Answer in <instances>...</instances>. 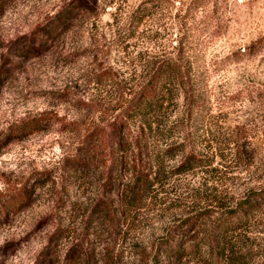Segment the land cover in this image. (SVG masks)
Masks as SVG:
<instances>
[{
  "label": "rangeland",
  "instance_id": "rangeland-1",
  "mask_svg": "<svg viewBox=\"0 0 264 264\" xmlns=\"http://www.w3.org/2000/svg\"><path fill=\"white\" fill-rule=\"evenodd\" d=\"M68 1L11 0L0 15V58L13 39ZM86 1L87 11L47 52L21 59L0 86V129L43 113L60 117L0 149V191L36 184L29 205L0 215V264L38 261L58 223L57 217L41 219L56 206L62 162L76 153L84 134L121 111L129 89L143 82L156 60L175 55L179 41L204 130L186 144L204 162L213 161L211 172L172 173L182 154L162 156L153 197L126 215L118 196L129 172L146 161L134 143L135 122L130 149L124 142L119 152L123 185L111 188L115 217H90L109 163L107 141H97V153L63 194L64 230L44 264H155L157 254L159 264H264V201L234 225L221 224L224 210L239 207L264 185V0H199L203 4L195 9H188L192 0H153L158 5L137 28L130 14L149 0ZM185 111L178 93L163 119L177 122L178 131ZM154 141L162 145L160 137ZM235 141L244 143L238 159L229 149ZM190 216L197 217L191 227L183 221ZM171 227H181L173 242L176 255L160 248Z\"/></svg>",
  "mask_w": 264,
  "mask_h": 264
},
{
  "label": "trees",
  "instance_id": "trees-1",
  "mask_svg": "<svg viewBox=\"0 0 264 264\" xmlns=\"http://www.w3.org/2000/svg\"><path fill=\"white\" fill-rule=\"evenodd\" d=\"M10 1L0 0V15L5 12ZM201 4H203V1L192 0L188 9H195ZM157 5L153 0L140 2L130 14V22L137 28L146 18L152 15ZM86 11V0H70L60 7L47 21L37 25L29 33L21 34L13 39L11 42L12 46L6 48V51L0 58V86L6 80L7 74L13 70L21 59L26 60L47 52L53 46L55 40L69 29L77 14ZM184 50L182 42L179 41L176 46L175 55L156 60L153 67L147 72L143 82L139 83L135 88L129 89L126 93L121 111L111 120H107L101 126H94L92 131L84 134L81 140L82 143L76 153L64 159L61 166L62 188L57 197L56 206L41 219V223H45L48 219L57 217L58 223L49 234L47 243L39 253L38 261L34 264H44L52 254V249L55 248L58 239L62 237L64 226L60 223L61 218L59 215L61 212L59 211V207L65 201L63 194L68 193L71 183H74L73 180L77 179L74 177L77 175L75 173H78L83 167L88 166L89 157H94V154L97 153V141H107L109 163L106 164L102 191L92 204L90 217L95 214L98 218L103 217L104 219L109 216L115 217L113 216L116 214L114 209L115 199L112 196L111 188L116 185L119 188V186L123 185L118 182L123 180V177L118 175L119 152L124 150V142L127 148L130 149L132 140L128 132L132 129L131 127L135 122L138 123V135L134 143L135 145L138 144L137 147L140 148L141 152H144L146 161L141 163V168L134 166L133 171L129 172V177H127L126 183H124L118 196V204H123V212L126 215L140 207L147 198L151 199L153 197L155 185L160 181L159 178L164 171V159L162 156L165 155L168 159H171L178 154H182V158L171 171L172 173H186L193 169H198L203 173L206 172V174L211 172L213 161L208 160L204 162L203 157L198 155L199 153L194 148H191L189 144H186V140L191 135L194 133L200 135L199 129L201 131L203 129L200 124L202 123L201 116L198 115L200 111L196 110L198 94L194 89L188 69L183 62L185 57ZM178 93L182 94L185 99L186 111L182 119L184 125L176 131L177 122L164 121L163 115ZM58 120H60V117L57 115L43 113L28 117L18 123L9 124L5 128L0 129V149L6 147L14 140H19L35 132L45 130L54 121ZM154 137H160L162 140L161 146H157V141H154ZM141 141L142 144L139 143ZM210 149V155L215 157L217 152H213L211 147ZM229 149L232 157L238 159L243 154L244 143L235 141ZM206 154L209 156V151ZM220 164L224 165V163ZM78 168L80 169L78 170ZM42 179L37 178L36 181ZM35 187L36 184L34 183L30 186L22 185L9 193L0 191V215L3 213L7 216L8 213L29 205L32 201ZM263 201L264 185L260 189L249 193L246 200L239 202V207H230L228 210H224L221 224L234 225V221L239 220V217L241 218L246 215L249 210L253 209V206H257ZM196 219L197 217L190 216L183 221L191 227L196 223ZM180 229L181 227H171L170 231L161 241L160 248L163 249L165 254L176 255L173 250V242L177 240L176 238ZM182 249L177 248L176 252L178 253ZM181 256L182 254L179 255V257ZM158 257L159 255L157 254L155 256V264L160 263Z\"/></svg>",
  "mask_w": 264,
  "mask_h": 264
}]
</instances>
